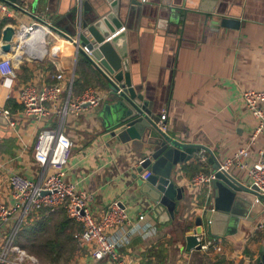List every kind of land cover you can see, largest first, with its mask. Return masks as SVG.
<instances>
[{"label": "crops", "instance_id": "obj_1", "mask_svg": "<svg viewBox=\"0 0 264 264\" xmlns=\"http://www.w3.org/2000/svg\"><path fill=\"white\" fill-rule=\"evenodd\" d=\"M85 1L90 7L83 12L81 4ZM96 1L15 0L27 3L33 14L42 15L61 36L48 33L41 48H33L35 43L28 42L17 51L14 47L11 53H2L0 48V59H9L14 68L9 87L0 76V203H13L8 182L11 174H21L34 183L44 180L46 170L33 156L36 137L44 129L60 128L73 142L66 182L88 196L91 217L99 221L114 201L127 213L126 223L107 231L116 243L120 261L258 264L264 231L256 224L264 215L245 207L237 210V226L231 234L208 236L204 231L205 239L217 240L221 253L185 250L186 233L194 229L195 218L203 216L213 199L210 185L191 184L198 174L213 172L204 150L173 168V181L185 193L173 221L163 223L161 214H154V206L140 193L137 180L141 173L137 169L145 162L139 167L137 163L149 157L151 150L139 141L123 143L108 137L115 115L105 108L111 107L113 96L99 73L64 38L74 33L71 27L75 28L80 15H90ZM10 10L9 16H0V47L5 27L33 22L32 16ZM120 15L131 55L132 86L152 104L153 113L159 117L166 114L165 132L181 142L209 149L219 164L230 159L257 124L244 106L242 93L264 89V0H122ZM224 20L234 21L233 25L222 26ZM57 74L63 76L64 90L59 108L67 98L73 100L88 88L102 96L100 104L77 115H61L51 109L40 120L25 116L18 99L21 87L55 84ZM9 101L13 107H7ZM1 109L9 110L8 120ZM262 155L264 133L251 145L247 164ZM231 174L241 183L248 181L246 175L233 174V167ZM39 218L40 212L28 222ZM13 225V219L1 225L0 244ZM78 248L69 264H110L108 260H94L92 246Z\"/></svg>", "mask_w": 264, "mask_h": 264}, {"label": "built area", "instance_id": "obj_2", "mask_svg": "<svg viewBox=\"0 0 264 264\" xmlns=\"http://www.w3.org/2000/svg\"><path fill=\"white\" fill-rule=\"evenodd\" d=\"M138 1L141 3L148 2V0ZM78 5H80L79 1ZM10 9L33 17V22L30 25H19V27L14 28L16 51L26 42L29 45L35 43L33 48H41V45L45 44L44 38L48 33L61 36L59 32L53 30L51 24L42 15L33 14L27 3L13 2L10 5L8 0H0V16H9L11 14ZM70 43L74 45L75 40ZM82 50L89 55V51L85 47ZM0 76L2 83L9 87L14 76V68L9 59H0ZM54 79L57 83L52 85H41L40 87L24 85L21 87L18 99L25 116L40 120L45 118L51 109L61 115L67 113L77 115L88 107L98 106L102 100V96L96 89L88 88L73 100L67 98L61 109L59 103L64 92L61 85L63 76L57 74ZM117 87H119L118 93L121 92L122 89L118 84ZM6 98L9 99V96ZM242 100L246 110L257 124L247 142L239 147L230 159L221 163L219 170L231 174L233 167L239 172H244L248 181L242 184L251 191L254 187L256 195L262 196L264 195V157L262 155L260 159L254 160L251 165L247 164V161L250 156L251 145L261 133H264V89L245 90L242 93ZM1 115L8 120L10 112L8 109H1ZM166 119V114L162 113L158 127L163 132L166 128ZM72 148L73 142L60 128L44 129L36 137L33 153L34 160L46 170L44 180L41 183H34L21 174L13 173L9 176L8 182L11 187L13 203L10 205L0 203V228L9 219L14 220V225L8 232L5 241L0 244V264H40L34 256L17 247L14 240L21 226L33 214L42 210L53 212L58 209H63L68 218L82 226L81 230L74 234V239L78 246H92V258L94 260H108L110 264H127L118 259L116 243L107 234L108 230L127 222V213L117 201H114L108 206L99 221H95L91 217L87 209L88 196L78 191L75 185L66 182V168L71 158ZM147 159H150V156L139 160L137 167L141 166ZM200 161H205L204 155H201ZM150 176V169L147 168L141 172L140 179L146 181ZM232 176L236 178L234 175ZM214 179L215 172L198 174L191 180V184L195 187L209 186ZM256 200L259 199L256 198ZM262 215H264V211ZM256 225L258 230L264 231V217ZM203 235L204 233L198 236L202 251L206 253L222 252L217 240L205 239Z\"/></svg>", "mask_w": 264, "mask_h": 264}, {"label": "water", "instance_id": "obj_3", "mask_svg": "<svg viewBox=\"0 0 264 264\" xmlns=\"http://www.w3.org/2000/svg\"><path fill=\"white\" fill-rule=\"evenodd\" d=\"M8 1L10 5L15 2ZM96 3L93 11L90 8L91 13L88 17L80 15L75 28L71 27L74 33L64 35V38L70 42L75 40L77 54L84 57L99 73L113 96L109 100L112 103L111 107L105 108L106 112L110 110L115 115L108 127V137L116 138L123 143L139 141L143 146L150 148V159H147L137 172L141 173L149 168L151 176L146 181L138 179L137 185L140 193L147 196L154 206L152 212L161 214L163 223L175 219L179 208L178 202L185 196L184 188L173 181V168L180 163L188 162L201 150L209 156L208 162L215 172V179L210 184L213 199L203 216L195 218L194 229L185 235V250H200L198 236L204 231L208 236L231 234L232 228L237 226L235 216L239 215L238 209L245 207L252 212L264 211V195H256L254 187L253 191L248 190L247 186L231 174L220 171V164L209 149L181 142L159 129L160 117L153 113L152 104L132 86L131 55L120 15L122 0H97ZM133 3L139 5L135 1ZM89 7L87 1L81 4L83 12L88 11ZM233 22L224 20L221 25L230 26ZM14 40L15 29L11 26L5 27L1 34L2 53L12 52L15 47ZM83 47L89 51V55L83 52ZM117 84L122 89L119 93ZM261 253L258 264H264V245L261 247Z\"/></svg>", "mask_w": 264, "mask_h": 264}, {"label": "trees", "instance_id": "obj_4", "mask_svg": "<svg viewBox=\"0 0 264 264\" xmlns=\"http://www.w3.org/2000/svg\"><path fill=\"white\" fill-rule=\"evenodd\" d=\"M13 107L11 101L7 107ZM78 224L68 218L63 209L40 211V218L24 223L16 234L14 244L34 256L40 264H69L77 252L74 234ZM146 264H152L146 261ZM155 261L154 264H163Z\"/></svg>", "mask_w": 264, "mask_h": 264}, {"label": "rangeland", "instance_id": "obj_5", "mask_svg": "<svg viewBox=\"0 0 264 264\" xmlns=\"http://www.w3.org/2000/svg\"><path fill=\"white\" fill-rule=\"evenodd\" d=\"M233 173H234L236 176H238V175H240V176H245V175H246L244 172H239V171H237L235 168H233Z\"/></svg>", "mask_w": 264, "mask_h": 264}, {"label": "bare ground", "instance_id": "obj_6", "mask_svg": "<svg viewBox=\"0 0 264 264\" xmlns=\"http://www.w3.org/2000/svg\"><path fill=\"white\" fill-rule=\"evenodd\" d=\"M40 37V36H39Z\"/></svg>", "mask_w": 264, "mask_h": 264}]
</instances>
